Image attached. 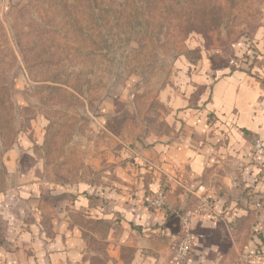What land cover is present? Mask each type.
<instances>
[{
    "label": "crops",
    "instance_id": "obj_1",
    "mask_svg": "<svg viewBox=\"0 0 264 264\" xmlns=\"http://www.w3.org/2000/svg\"><path fill=\"white\" fill-rule=\"evenodd\" d=\"M178 65L158 97L163 130L133 147L115 153L103 142L67 181L36 179L41 160L22 152L13 197L27 222L6 264H174L178 212L200 185L222 215L193 214L182 264H236L242 255L264 264V154L254 155V142L264 143V25L229 56ZM161 190L167 205L156 208L149 199Z\"/></svg>",
    "mask_w": 264,
    "mask_h": 264
},
{
    "label": "rangeland",
    "instance_id": "obj_2",
    "mask_svg": "<svg viewBox=\"0 0 264 264\" xmlns=\"http://www.w3.org/2000/svg\"><path fill=\"white\" fill-rule=\"evenodd\" d=\"M263 25L264 0H0V264L26 227L24 150L33 177L67 181L103 142L133 147L163 130L180 60L229 56Z\"/></svg>",
    "mask_w": 264,
    "mask_h": 264
},
{
    "label": "built area",
    "instance_id": "obj_3",
    "mask_svg": "<svg viewBox=\"0 0 264 264\" xmlns=\"http://www.w3.org/2000/svg\"><path fill=\"white\" fill-rule=\"evenodd\" d=\"M233 63V61H232ZM264 154V143L262 140L257 139L254 142V155L260 157ZM264 170V169H263ZM194 195L195 201L191 208L186 209L180 215L181 219V232L178 236L177 243L175 245V250L173 253V263L182 264L189 259L191 256L193 246H194V233L191 226V218L194 213L199 215H213L221 218V213L216 209V202L214 199L207 195V191L204 185L198 186L194 190H190ZM149 202L152 206L156 208H162L167 205L166 193L161 190L154 194ZM256 255H242L236 264H250L251 259Z\"/></svg>",
    "mask_w": 264,
    "mask_h": 264
}]
</instances>
